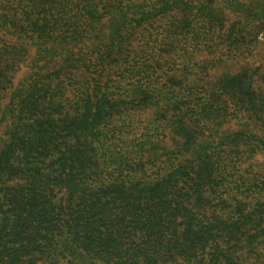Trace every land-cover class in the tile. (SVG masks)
I'll list each match as a JSON object with an SVG mask.
<instances>
[{
  "label": "trees",
  "instance_id": "obj_1",
  "mask_svg": "<svg viewBox=\"0 0 264 264\" xmlns=\"http://www.w3.org/2000/svg\"><path fill=\"white\" fill-rule=\"evenodd\" d=\"M260 34L264 0H0V264H264Z\"/></svg>",
  "mask_w": 264,
  "mask_h": 264
},
{
  "label": "rangeland",
  "instance_id": "obj_2",
  "mask_svg": "<svg viewBox=\"0 0 264 264\" xmlns=\"http://www.w3.org/2000/svg\"><path fill=\"white\" fill-rule=\"evenodd\" d=\"M264 34H260L259 38H260V42L258 43V45L254 48V53L251 56V58L249 59L250 62H252L254 65H261L264 62ZM224 65L222 67L219 68V72H223L224 70H229L232 72H235V65L233 63H228L225 65V63H223ZM1 133V131H0ZM1 141V139H0Z\"/></svg>",
  "mask_w": 264,
  "mask_h": 264
}]
</instances>
